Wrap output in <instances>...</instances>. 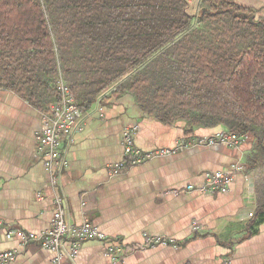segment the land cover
Instances as JSON below:
<instances>
[{
	"label": "crops",
	"instance_id": "crops-1",
	"mask_svg": "<svg viewBox=\"0 0 264 264\" xmlns=\"http://www.w3.org/2000/svg\"><path fill=\"white\" fill-rule=\"evenodd\" d=\"M197 16V0H188ZM264 19V0H227ZM104 99V100H103ZM90 108L83 130L66 152L68 168L54 185L37 153L44 129L43 111L18 94L0 90V253L19 252L12 264H120L106 255L101 241L83 244L76 259L60 258L37 244L23 246L7 229L43 234L51 230L55 200L63 195L73 225L91 222L111 240L128 248L125 264H264V221H253L258 208L256 185L246 163L252 136L238 147L190 145L177 154L151 159L117 176L109 167L124 160L123 132L136 127L143 151L174 148L183 141L208 138L223 126L196 127L185 121L166 124L147 116L129 93L100 97ZM103 100V101H102ZM234 172L225 192L205 193L209 172ZM194 189L187 191V187ZM145 235L175 246L148 244Z\"/></svg>",
	"mask_w": 264,
	"mask_h": 264
},
{
	"label": "trees",
	"instance_id": "trees-1",
	"mask_svg": "<svg viewBox=\"0 0 264 264\" xmlns=\"http://www.w3.org/2000/svg\"><path fill=\"white\" fill-rule=\"evenodd\" d=\"M201 4L193 16L188 0H0V90L43 112L60 77L84 110L129 93L189 134L252 136L246 169L264 171V19L227 0ZM256 193L259 225L264 177Z\"/></svg>",
	"mask_w": 264,
	"mask_h": 264
},
{
	"label": "built area",
	"instance_id": "built-area-1",
	"mask_svg": "<svg viewBox=\"0 0 264 264\" xmlns=\"http://www.w3.org/2000/svg\"><path fill=\"white\" fill-rule=\"evenodd\" d=\"M202 3V0H197ZM56 89L59 100L43 113L44 129L37 137V153L51 175L54 185H59L61 178L68 168L66 157L67 150L75 143L76 136L83 130L89 110L80 108L75 101L68 84L59 78ZM100 100L97 101V103ZM136 127H128L123 132L124 160L109 167L112 176L120 175L130 167L138 166L151 159L177 154L180 150L190 145L213 146L226 145L238 147L244 138L236 137L227 132H220L208 138H194L190 144L179 142L174 148H162L153 151H143L135 142ZM246 138V137H245ZM243 167L234 165L229 171L209 172L205 175V185L199 190L207 193L227 191L234 179V172ZM193 186L187 187V191L193 190ZM0 226H4L0 220ZM18 237L23 246L37 244L45 250L56 253L60 258L68 248L67 256L74 260L78 256L83 244L90 240L101 241L106 246V255L114 263L125 264L128 248L111 240L91 222L86 221L82 225H73L67 216V203L63 195H58L55 200L52 228L46 233L37 235L25 232L19 228L7 229V238ZM150 246H175L173 241L161 237L145 235ZM15 250L0 253V264H12L18 257Z\"/></svg>",
	"mask_w": 264,
	"mask_h": 264
},
{
	"label": "rangeland",
	"instance_id": "rangeland-1",
	"mask_svg": "<svg viewBox=\"0 0 264 264\" xmlns=\"http://www.w3.org/2000/svg\"><path fill=\"white\" fill-rule=\"evenodd\" d=\"M203 1L204 0H202V3H203ZM248 172L250 173L251 177L253 178L255 185H256L257 179L264 177V171L248 170Z\"/></svg>",
	"mask_w": 264,
	"mask_h": 264
}]
</instances>
